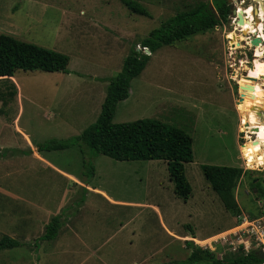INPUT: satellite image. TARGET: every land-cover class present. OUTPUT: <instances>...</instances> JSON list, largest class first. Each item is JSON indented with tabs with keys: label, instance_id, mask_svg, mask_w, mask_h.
I'll list each match as a JSON object with an SVG mask.
<instances>
[{
	"label": "rangeland",
	"instance_id": "1",
	"mask_svg": "<svg viewBox=\"0 0 264 264\" xmlns=\"http://www.w3.org/2000/svg\"><path fill=\"white\" fill-rule=\"evenodd\" d=\"M130 1L147 16L130 12L122 0H0V34L68 58L67 74L16 71L14 81L0 80V150L22 152L0 158V238L21 244L0 250V264H171L188 256L185 241L220 260L261 251L264 163L254 149L262 150L264 136L256 115L258 108L264 113V69L255 67V52L243 40L236 48L229 39L247 36L234 31L228 18L151 54L111 119L157 120L191 138L192 161L183 165L191 190L187 200L174 196L162 161L97 156L88 182L125 203L111 204L86 195L71 180L82 172L77 147L35 151L34 145L76 136L95 121L105 91L98 94L94 82L85 80L107 84L150 30L210 0ZM202 165L240 169L233 190L238 217L223 209ZM60 214L70 225L58 233L66 230L65 236L60 242L39 240L48 220Z\"/></svg>",
	"mask_w": 264,
	"mask_h": 264
},
{
	"label": "trees",
	"instance_id": "2",
	"mask_svg": "<svg viewBox=\"0 0 264 264\" xmlns=\"http://www.w3.org/2000/svg\"><path fill=\"white\" fill-rule=\"evenodd\" d=\"M123 5L132 13L147 16V12L136 2L122 0ZM228 6L225 0L197 2L188 10L179 12L161 22L139 42V51L132 48L123 58L121 68L116 75L107 79L105 95L100 104L95 121L78 135L64 140H49L42 145H34L37 153L67 150L77 147L81 157L82 172L79 180L88 184L94 174L93 161L106 156L114 161L130 162L137 160L162 161L166 165L169 181L175 197L183 201L190 196V186L184 176L183 165L192 161L191 138L181 129L151 119L112 124L111 119L118 102L128 96L131 80L139 76L149 60V56L164 46L184 41L195 34H203L226 21ZM145 48L149 55L142 52ZM68 58L58 52L34 44L19 41L9 35L0 34V80H8L16 71L42 73H68ZM104 81V80H103ZM10 95L15 94L14 85H10ZM240 135L243 128L239 129ZM9 150V151H8ZM0 158L22 153L15 149L0 150ZM200 172L217 196L223 209L233 217L240 214L233 196L240 169L226 166H200ZM83 192L85 190L81 187ZM261 196L264 193L259 192ZM61 215L53 216L44 226L41 241H52L65 223ZM21 244L14 239L2 236L0 250L16 248ZM190 250L183 261L171 264H261L257 252H248L231 259L220 260L207 249L185 241Z\"/></svg>",
	"mask_w": 264,
	"mask_h": 264
},
{
	"label": "built area",
	"instance_id": "3",
	"mask_svg": "<svg viewBox=\"0 0 264 264\" xmlns=\"http://www.w3.org/2000/svg\"><path fill=\"white\" fill-rule=\"evenodd\" d=\"M236 1L237 0H232L233 9H234L235 13L233 15H227V18H228L229 22L231 23V25L233 26L234 30H236L238 33H241V31H242L241 28H237L238 27V25H237V12H238V10H241L240 14H241L242 19L245 20V22H250L252 24L254 22V18H256L257 20H260L262 24L264 23V0H238V3H236ZM245 1L248 3V7L246 9H249V14H247L245 12V9L242 8V5ZM260 6L263 9L261 14H260ZM254 11L256 14H254ZM250 15H251V17H250ZM248 32H247V37L245 38V40L243 39V42H244L246 48L248 50H251L252 52H255V47L250 44V41L253 38H256L259 40L258 47L262 48V46L264 45V30H263V33H259V32L253 33L254 31L249 32V33ZM231 47H233V46H231ZM234 50H236V49H234ZM234 50H232L231 52H233ZM253 54H255V53H253ZM236 101H238V99ZM263 230H264V226H263ZM259 242H260V250L263 251L264 250V236L263 235H262V240H260Z\"/></svg>",
	"mask_w": 264,
	"mask_h": 264
},
{
	"label": "crops",
	"instance_id": "4",
	"mask_svg": "<svg viewBox=\"0 0 264 264\" xmlns=\"http://www.w3.org/2000/svg\"><path fill=\"white\" fill-rule=\"evenodd\" d=\"M230 40H232L233 41V43H234V45H235V47L237 48H239V46H238V44H237V42L238 41H242V39L241 38H239V37H237V36H235L234 35V37L232 38V37H230L229 38ZM68 64V63H67ZM66 70H67V66H66ZM68 71V70H67ZM143 71V70H142ZM75 73V72H74ZM60 74H66V73H60ZM140 75V74H139ZM91 78H93L94 80H98V81H100L103 77H95V76H91ZM137 78V77H136ZM10 80H12V81H14V79L11 77V78H9ZM132 81V80H131ZM131 81H130V83H131ZM94 82V84L95 85H93V87H98V94H100V92L101 93H103V91H105V89H106V86H107V84H105L104 82H95V81H92V80H90V79H88V80H85V84L87 83V84H91V83H93ZM130 83H129V87H130ZM259 81H257L256 82V84L259 86ZM15 86H16V88H17V90H18V87H17V84H15ZM260 87V86H259ZM129 89V88H128ZM104 95H105V92H104ZM101 97H102V100H103V98H104V96H103V94L101 95ZM128 97V96H127ZM238 99V98H237ZM102 103V102H101ZM235 103V102H234ZM234 103H233V107H234ZM234 109V108H233ZM21 133V135H23V137H24V140H25V142H26V144H27V147L28 148H30L29 150H34L33 149V147L30 145V143H29V140H28V138H27V136L25 135V134H23L22 132H20ZM36 151V150H35ZM40 154V153H39ZM81 160V159H80ZM153 161H155V160H153ZM47 164H49L51 167H53V164H51L48 160H47ZM166 166V165H165ZM55 168H56V170H58L59 172H61L62 174H65V172H62L61 170H59V168L57 169V167L56 166H54ZM95 172V171H94ZM66 175V174H65ZM71 180L73 181V182H76L77 183V188H79V187H81V188H83L84 190H85V194L86 195H88L89 193H91V194H96V195H100L102 198H104V200H106L107 202H109V203H111V204H125V203H122V202H116L115 200H113L112 198H110L106 193H104V192H102L101 190H99L96 186H92L89 182H88V184H83L80 180H79V178H76V177H72L71 178ZM169 180V179H168ZM206 182V181H205ZM76 183H74V184H76ZM61 215V214H60ZM49 221V220H48ZM66 222V221H65ZM48 223V222H47ZM46 223V224H47ZM45 224V225H46ZM44 225V226H45ZM67 227V229L69 228V224H67V222L66 223H64V225L60 228V229H62L63 227ZM44 228V227H43ZM60 231V230H59ZM59 231H58V233H59ZM43 232V231H42ZM65 232H66V230H65ZM64 232V233H65ZM69 232L70 231H68L67 232V235L69 234ZM57 233V235H56V237L54 238V240H52L53 242H60V240H61V238H62V235L63 236H65L64 235V233H62V234H58ZM72 233V232H71ZM42 235V234H41ZM52 241H50V242H52Z\"/></svg>",
	"mask_w": 264,
	"mask_h": 264
},
{
	"label": "flooded vegetation",
	"instance_id": "5",
	"mask_svg": "<svg viewBox=\"0 0 264 264\" xmlns=\"http://www.w3.org/2000/svg\"><path fill=\"white\" fill-rule=\"evenodd\" d=\"M260 9L262 10V7H260ZM251 17V16H250ZM258 21H260V20H258ZM253 33H256V32H258L257 31V28H256V26H254V27H251V29H250ZM234 31H236V30H234ZM246 32H248V30L246 31ZM250 32V31H249ZM239 38H241V37H239ZM242 40H243V38H241ZM263 53H264V49H262V48H260V47H258V46H255V54H254V59H253V61H254V64H255V67H257V68H259V69H264V68H260L259 66L260 65H263L264 64V57H263ZM262 76H259V79L261 78ZM261 89V88H260ZM255 101H256V99H255ZM253 111H255V109L253 108ZM254 122V124H256L257 123V121L255 120V121H253ZM258 124V127H261L263 130H264V122L262 123H257ZM262 130V131H263ZM262 135H260V138H259V143L261 144V149L262 150H259V149H255V151H257V154L260 156V159H261V162H264V136L263 137H261ZM262 152V153H261Z\"/></svg>",
	"mask_w": 264,
	"mask_h": 264
},
{
	"label": "water",
	"instance_id": "6",
	"mask_svg": "<svg viewBox=\"0 0 264 264\" xmlns=\"http://www.w3.org/2000/svg\"><path fill=\"white\" fill-rule=\"evenodd\" d=\"M226 3H227V5H228V15H233V14L235 13V11H234V9H233V3H232V0H226ZM236 3H238V0L236 1ZM247 7H248V3L245 1V2L243 3V5H242V8L246 9ZM254 14H256L255 11H254ZM237 22H239V17H238V15H237ZM257 22H258V20H257L256 18H254V22H253V23L255 24V23H257ZM246 34H247V32H245V31H242V32H241V35H243V36H246ZM250 44H251L252 46H254V47H255V46H258V44H259V40L256 39V38H253V39L250 41ZM135 50L139 51L140 49H139L138 47H135ZM141 50H142V52H143L144 54L149 55V52H148L145 48H142ZM262 80H264V78H262ZM238 100L240 101V99H238ZM258 110H259V108H258ZM258 110H257V112H256V115L261 117V119H262V123H263V122H264V113L260 114V113H258ZM257 254H258V256H259V259H261V260L264 261V250H263V251H257Z\"/></svg>",
	"mask_w": 264,
	"mask_h": 264
},
{
	"label": "bare ground",
	"instance_id": "7",
	"mask_svg": "<svg viewBox=\"0 0 264 264\" xmlns=\"http://www.w3.org/2000/svg\"><path fill=\"white\" fill-rule=\"evenodd\" d=\"M245 12L246 13H249V9H245ZM241 10H238V12H237V15H238V17H239V22H237V25H238V27L237 28H241L242 29V31H247V30H250V28H251V25H250V22H245V20H243L242 19V17H241ZM257 25V26H256ZM255 26H256V28H257V31L259 32V33H263V30H264V28H263V25H262V23L260 22V21H258L257 22V24H256ZM241 31V32H242ZM249 33V32H248ZM246 36H247V34H246ZM262 65H260L259 67H261ZM264 66V65H263ZM259 74V76H261V73H258ZM257 99H259V96L257 97ZM251 110H252V112H253V107L251 108ZM253 124H254V122H253ZM255 150V149H254ZM263 163L264 162H261V165H263Z\"/></svg>",
	"mask_w": 264,
	"mask_h": 264
}]
</instances>
